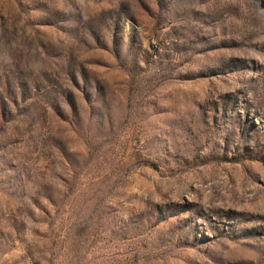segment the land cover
Returning <instances> with one entry per match:
<instances>
[{
    "label": "rangeland",
    "instance_id": "374dc122",
    "mask_svg": "<svg viewBox=\"0 0 264 264\" xmlns=\"http://www.w3.org/2000/svg\"><path fill=\"white\" fill-rule=\"evenodd\" d=\"M0 264H264V0H0Z\"/></svg>",
    "mask_w": 264,
    "mask_h": 264
}]
</instances>
